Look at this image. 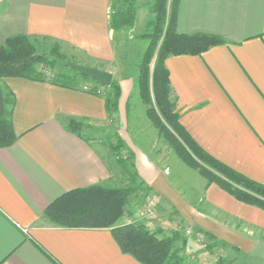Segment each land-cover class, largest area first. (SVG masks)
Listing matches in <instances>:
<instances>
[{
  "label": "crops",
  "instance_id": "1",
  "mask_svg": "<svg viewBox=\"0 0 264 264\" xmlns=\"http://www.w3.org/2000/svg\"><path fill=\"white\" fill-rule=\"evenodd\" d=\"M0 4V45L16 35L53 39L79 53V64L108 71L112 78L117 73L120 97L114 116L122 124L134 76H125L120 68L121 43L109 26L111 0ZM149 20L139 17L136 26L146 28ZM175 30L224 40L199 55L164 60L180 124L209 155L264 183V0H179ZM122 61L128 66L126 58ZM1 81L14 99L10 121L15 140L0 147V264H141L121 251L108 228L61 227L44 216L47 206L67 191L120 187L127 181L106 138L68 128L69 120L106 125L110 117L104 99L48 81ZM118 132L129 143L136 179L176 216L147 218L149 230L177 228L182 222L228 247L210 252L188 237L185 253L196 264H216L215 253L227 258L225 264H264L263 209L237 200L215 183L207 185L201 175L175 174L150 160L144 139L133 142ZM136 208L131 203L130 214L116 224L139 220Z\"/></svg>",
  "mask_w": 264,
  "mask_h": 264
},
{
  "label": "trees",
  "instance_id": "2",
  "mask_svg": "<svg viewBox=\"0 0 264 264\" xmlns=\"http://www.w3.org/2000/svg\"><path fill=\"white\" fill-rule=\"evenodd\" d=\"M136 0H111L109 26L113 31L129 27L135 21ZM179 0H153L151 10L154 21L151 33L142 34L149 44L137 66V89L142 101L149 105L147 115L152 123L163 130L170 139L177 155L206 180L215 183L239 201L264 210V183L256 182L218 161L205 152L186 132L179 122L169 98V86L164 60L169 56L199 55L209 48L224 44V40L212 34H180L175 30ZM159 46L155 52L157 43ZM155 54V63L150 61ZM60 63L66 71L44 73ZM58 46L47 52H37L36 45L27 35H16L5 39L0 45V147L10 146L15 140L10 115L13 96L1 81L4 77H21L37 81H48L69 89H83L104 99L108 116L118 108L120 86L111 80L103 86L75 70L67 67ZM41 66V69L38 67ZM88 82H92L89 85ZM86 86V89L84 87ZM101 88H103L101 90ZM154 103V106L152 105ZM79 122L69 120L68 128L77 132ZM111 136V135H110ZM115 137L116 143L111 140ZM108 137V145L114 154L118 168L129 183L126 187L104 188L89 186L63 193L51 202L44 211L53 224L69 228H108L121 251L131 255L141 264H189L181 255L187 243L185 224L168 237H158L157 231L149 230L142 223L117 225L125 214L128 198L134 192L136 173L131 157L122 158L119 150L123 141L118 135ZM139 187L140 183H138ZM137 186V185H136ZM196 233H203L195 230ZM207 240L213 236L203 233ZM193 236V235H192ZM216 244L213 243V246ZM219 264V262H217Z\"/></svg>",
  "mask_w": 264,
  "mask_h": 264
},
{
  "label": "rangeland",
  "instance_id": "3",
  "mask_svg": "<svg viewBox=\"0 0 264 264\" xmlns=\"http://www.w3.org/2000/svg\"><path fill=\"white\" fill-rule=\"evenodd\" d=\"M153 0H136L135 1V21L132 26L129 27H123L120 30L115 31L116 32V41H119L117 43H121V45L117 44L118 53L120 56L119 59L121 63L123 64V57L127 59V62L125 61V64L127 63L128 66H123L121 64L120 68L122 67L123 72L125 76H128L131 74L133 75V85L132 90L130 94V99L128 100V106H127V115L126 119L123 118L122 124L116 120L114 116V112L112 113L110 118L108 119V123L105 125H94L93 123L84 122V121H78V129L77 131L79 133H82L84 135H89V137H101L106 138L108 140V137H111L112 135L116 134L118 135V130L120 129L121 134H124L127 139L132 140L133 142H137L138 139H144V150L147 151L146 153L150 154L149 158L150 160H154L156 163L161 162L166 165V167L173 169V172L175 174L179 173H186V174H192V175H200L196 169L191 168L188 164H186L176 153L173 145L170 142V139L167 137V134L163 132V130H159L152 121L149 119L147 115V110L149 109V105H146L140 96V93L137 89V66L140 62V59L142 57V54L145 52L149 40L148 38H143L142 34L145 33H151L152 27H153V21H154V13L151 10ZM2 10L1 4H0V11ZM148 13V14H147ZM140 17V20H143V22L147 21L148 18L149 24L144 27V25L141 24V26H136V23L138 21V18ZM32 42L36 45L37 52H47L51 47L58 46L59 52L63 54L64 56V62H72L79 64L78 62L82 61V56H80L79 53H76L74 51H71L69 49L62 48V46L53 39L48 38H31ZM159 46V42L156 45L155 52L157 51ZM155 54L152 57L150 61L151 68L153 67L155 63ZM129 56V57H128ZM122 59V60H121ZM41 69V66H38ZM68 67V66H67ZM66 71L65 69H62V66L60 63L55 64L53 70L50 68H45L44 73L46 75H50L53 72L58 71ZM117 78V73H115ZM119 75V74H118ZM116 78H112L113 81L117 82ZM89 85L92 84V82H88ZM118 83V82H117ZM103 88H101L102 90ZM153 103V102H152ZM154 106V103L152 104ZM126 124V125H125ZM139 128L138 131H136V128ZM126 128V129H125ZM111 135V136H110ZM123 135V136H124ZM119 137V135H118ZM141 137V138H140ZM148 139V140H147ZM111 140L116 143L115 137H111ZM123 141V140H122ZM147 141V143H146ZM128 142L126 143L123 141V146L118 151L120 156L122 158H130V161L133 162V158L130 154V148L128 147ZM110 148V147H109ZM111 150V149H110ZM152 151V152H151ZM163 161V162H162ZM167 171V169H165ZM125 176V175H123ZM126 177V176H125ZM124 177V178H125ZM129 181L127 180L125 182H121L120 187H126ZM138 183H140L141 188L139 187ZM132 185L135 186L134 192L131 194V196L128 198V205L126 206L125 214H130L128 211V206L132 203H137L136 208V215L139 217V220L130 218L125 221L124 224L127 223H144L145 220L147 221V218L156 219L159 217L161 213H164V216H166L168 219H175L174 217L175 213L173 210L166 208L165 206H162L161 201L152 195V193L147 189V187L142 184L140 181L136 179L135 183H132ZM137 185V186H136ZM233 196V195H232ZM153 199L155 206L151 213H148L146 211L147 205L149 203V200ZM238 200V199H237ZM139 204V205H138ZM148 213V214H147ZM126 216V215H125ZM178 218V217H177ZM122 224V225H124ZM180 225V222L177 223ZM151 226V225H150ZM191 228V235H187V237L193 238L197 244L204 246L207 250L210 252H215L216 248L221 249L223 251H227L228 247L226 245L219 243L216 240H207L205 235L203 233H196L194 232L196 229L190 225H186ZM159 230L157 231V236L160 238L163 235L164 237H168L171 235L172 232L177 231L178 227L173 228L172 226L164 227L159 226ZM162 227L165 228V230H162ZM153 229V228H152ZM168 233V235H167ZM199 237V239L195 238ZM193 235V236H192ZM213 243L216 245L213 246ZM185 248L181 252V255L185 258V262L189 264H196V259L194 260L189 255H186ZM224 255V254H223ZM216 256V264L219 262V264H225L227 258L225 256H222L220 254L215 253ZM198 258V257H197Z\"/></svg>",
  "mask_w": 264,
  "mask_h": 264
},
{
  "label": "water",
  "instance_id": "4",
  "mask_svg": "<svg viewBox=\"0 0 264 264\" xmlns=\"http://www.w3.org/2000/svg\"><path fill=\"white\" fill-rule=\"evenodd\" d=\"M65 64L66 66L75 70L80 75L86 76L89 79L103 86H108L112 80V74L110 72L99 69L95 66H86V65L76 64L72 62H66ZM203 251L204 249H201V252Z\"/></svg>",
  "mask_w": 264,
  "mask_h": 264
},
{
  "label": "built area",
  "instance_id": "5",
  "mask_svg": "<svg viewBox=\"0 0 264 264\" xmlns=\"http://www.w3.org/2000/svg\"><path fill=\"white\" fill-rule=\"evenodd\" d=\"M84 89H86V86L84 87ZM154 206H155L154 200H153V199H150V200H149V203H148V205H147L146 211H147L148 213H151L152 210H153V208H154ZM148 213H147V214H148ZM184 234H185L186 236H187V235H191V234H192V232H191V228L188 227V226H186V227H185V230H184ZM199 237H200V236H198L197 239H199Z\"/></svg>",
  "mask_w": 264,
  "mask_h": 264
}]
</instances>
